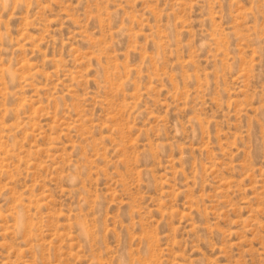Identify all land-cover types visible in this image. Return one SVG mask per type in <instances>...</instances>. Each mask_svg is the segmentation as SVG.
<instances>
[{"label":"rangeland","instance_id":"1","mask_svg":"<svg viewBox=\"0 0 264 264\" xmlns=\"http://www.w3.org/2000/svg\"><path fill=\"white\" fill-rule=\"evenodd\" d=\"M0 264H264V0H0Z\"/></svg>","mask_w":264,"mask_h":264}]
</instances>
